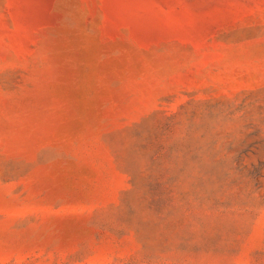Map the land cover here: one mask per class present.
<instances>
[{
    "label": "rangeland",
    "instance_id": "obj_1",
    "mask_svg": "<svg viewBox=\"0 0 264 264\" xmlns=\"http://www.w3.org/2000/svg\"><path fill=\"white\" fill-rule=\"evenodd\" d=\"M0 264H264V0H0Z\"/></svg>",
    "mask_w": 264,
    "mask_h": 264
}]
</instances>
